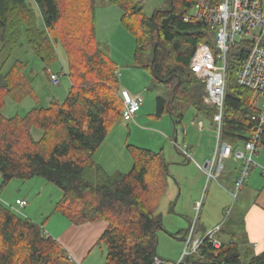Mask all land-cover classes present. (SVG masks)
Instances as JSON below:
<instances>
[{
    "label": "trees",
    "instance_id": "16d2710c",
    "mask_svg": "<svg viewBox=\"0 0 264 264\" xmlns=\"http://www.w3.org/2000/svg\"><path fill=\"white\" fill-rule=\"evenodd\" d=\"M107 1L120 7L121 23L135 38V65L164 84L151 116L168 114L175 135L183 126L182 104L204 111L212 121L214 109L204 105L203 83L189 68L199 43L213 46L202 22L185 20L195 0H165L167 6L150 16L144 14L142 0ZM95 24V0H0V109L6 98L21 102L34 97L23 61L15 60L3 71L19 44L33 51L45 72L59 60L60 49L70 81L62 103L52 100L47 107L12 117L0 112L1 186L12 179H45L61 191L55 213L74 225L106 223L93 245H104L103 264H153L168 160L163 150L128 144L132 165L127 172L110 174L96 162L95 152L110 129L124 121V103L117 66L106 44L98 41ZM247 46L237 42L227 58L221 137L234 146L249 139L256 111L255 93L237 82ZM33 128L41 131L37 139ZM260 144L264 146V131ZM43 226L0 201V264H76ZM180 264H264V255L243 251L234 236L218 247L204 237L198 251Z\"/></svg>",
    "mask_w": 264,
    "mask_h": 264
},
{
    "label": "rangeland",
    "instance_id": "374dc122",
    "mask_svg": "<svg viewBox=\"0 0 264 264\" xmlns=\"http://www.w3.org/2000/svg\"><path fill=\"white\" fill-rule=\"evenodd\" d=\"M142 6L144 14L150 16L155 10L167 5L165 4V0H142ZM121 15L122 10L118 5L111 4L107 0H95L96 37L100 43L106 44L110 56L116 64L117 70L120 72V80L125 82L133 90H142L141 87L145 84L146 88L148 86L149 91L144 90L146 92L144 97L146 96L147 98L145 97L146 100L138 111L140 118H135L134 121H121L116 124L115 126L120 127V129L116 130L114 127L103 144L99 147V154L103 156V159L107 163L111 162V164H109V166L111 165L109 170L107 169L110 174L118 170L125 173L131 168V161L128 166L127 163L123 162V157L126 156L127 160L129 158L130 153L127 149L128 144L154 151L163 150L165 152L167 150H172L177 154L173 143L172 136H174V133L169 115L164 114L160 119L162 120L161 123H163L164 120L169 122L168 125L171 126L170 130H165L161 124L159 128H157L159 132L153 131L156 129L155 126L158 127L156 124L154 126L152 121L156 119H151V117L149 118L147 116L148 114L149 116H151L150 114H154L155 97L157 94L164 92V84L153 81L148 71L135 65L133 61L135 38L122 25ZM21 42H24L23 36L20 39V43ZM58 53L59 60L54 62L50 67H47V72H45L43 62L36 57L33 51L26 45L20 47L19 44L12 50L10 57L3 67V71L8 70L15 60L23 61L25 63L24 74L30 82L34 97H27L21 102H14L6 98L3 107L0 109V112L4 116L12 117L16 114L24 115L34 107L49 106L52 100H57L60 103L64 101L70 87V81L65 75V71L62 69V64L64 67L66 64L64 53L60 49ZM47 73L60 74L58 83L53 84ZM254 100L256 101L255 104L257 107L261 105L262 98H258L255 95ZM204 105L207 106L205 103ZM182 110L184 113L182 127L190 130L188 141L192 140L194 143H197L198 139H200V150H214L216 132L210 118L206 116L204 111H197L187 103L182 104ZM199 120H202L204 123L203 130H198L196 124H198L197 121ZM192 122L196 123L195 126H193ZM181 128H176L177 133L175 136L178 139V143H181ZM32 135L37 139L40 137L41 131L33 128ZM238 147L241 149L243 148L242 142L238 144ZM260 149L264 150V146H261ZM192 157L197 163L203 164V161H200L195 156ZM166 159L169 160L168 157H166ZM190 164L191 166L188 165L187 167L186 165V167H180V169L172 168L171 171L168 169L169 179L167 189L165 194L161 197L157 208V211L162 215V227L159 228L156 233V254L167 263L176 262L185 247V241L181 239L183 235L177 232L181 227V219L186 222V230L195 216L199 217L201 214L200 207L195 208L193 201L197 190L196 185L192 182H184L181 180L184 178L190 179L197 177V168L195 164L193 162H190ZM117 165H121V168H117ZM181 173L183 174L181 175ZM204 179L203 189L201 195H199L200 204L205 203L202 217L207 216V220L214 221L215 218L210 216L212 214L217 215L218 211L215 207H212L215 204L210 202L213 198V195L211 196V191L212 186L218 185L214 180H209L206 176ZM207 189L208 192L206 197H204ZM225 189L227 191L229 190L227 188ZM19 196H23L28 204V206L21 209V213L19 214L35 219L38 223L42 222L44 224L43 229L47 234L58 237L59 231L63 230V223H68L65 217L54 212V205L60 199L61 191L40 177L27 180L12 179L4 186H1L0 177V201L8 205H14L15 199ZM238 201L239 198L237 199V202ZM206 207L207 212L205 213L204 210ZM171 209H173V211H171ZM179 210H192V214L186 219L184 216L175 214ZM231 212L232 204L226 208L224 212L225 216L232 217L233 212ZM226 224L227 223L221 227L220 231L214 234L215 238L220 237L222 232L225 235L227 234ZM210 229H207V231ZM104 257V245H96L92 247V251L88 258L89 260L85 261L83 264H87L88 262L92 264H102Z\"/></svg>",
    "mask_w": 264,
    "mask_h": 264
},
{
    "label": "built area",
    "instance_id": "2783aa9c",
    "mask_svg": "<svg viewBox=\"0 0 264 264\" xmlns=\"http://www.w3.org/2000/svg\"><path fill=\"white\" fill-rule=\"evenodd\" d=\"M191 19L202 22L212 39V47L203 42L197 45L190 59L189 68L203 83V102L214 109L212 123L216 132V144L212 158H207L203 164H199L193 159L185 141L178 143L175 139L173 143L176 150L186 159L193 161L209 180H214L218 184V177L224 169L223 161L232 158L240 162L233 188L228 190L234 199L253 167L258 166L264 174V166L255 161L264 131V0H195L191 12L185 16V20ZM239 41L247 42L248 46L245 57L240 61L237 82L251 89L256 97L262 98V103L258 107L254 101L256 111L251 115L253 128L249 139L242 143V149L221 137L227 58L230 49ZM59 76L60 74L51 73L52 83H58ZM118 94L124 103L123 120L134 121L140 108L138 95L132 94L123 87L119 88ZM198 127L202 128L201 122H198ZM180 130V133L184 134L185 130L183 128ZM199 204L195 208H198ZM6 205L15 212L21 213V209L27 205V202L25 199L16 198L14 205ZM196 221L195 216L184 233L185 247L179 259L176 262L167 263L157 256L154 257L153 264H180L187 255L198 251L204 237H208L214 246L218 247L220 243L214 234L218 232L221 225H216L200 236L197 233Z\"/></svg>",
    "mask_w": 264,
    "mask_h": 264
},
{
    "label": "crops",
    "instance_id": "0c3cea01",
    "mask_svg": "<svg viewBox=\"0 0 264 264\" xmlns=\"http://www.w3.org/2000/svg\"><path fill=\"white\" fill-rule=\"evenodd\" d=\"M119 75V84L120 87L126 88L128 91H130L132 94L138 95L140 99V108L143 105V102L146 100L144 95H146V92L144 90L149 91V88L145 87V84L142 85V90H133L130 88L125 82H122L120 80V72L118 70ZM124 81V80H123ZM146 88V89H145ZM145 92V93H144ZM148 94V93H147ZM147 98V97H146ZM156 108V103H155ZM140 110V109H139ZM151 115V114H150ZM155 124L158 125L155 126L156 129L153 131H157V128H159V125H163V128L165 130H170V127L168 125L169 122L163 121L161 123V117L160 118H154L152 116L147 115ZM135 118H140V115L136 114ZM148 119V118H147ZM171 119V118H170ZM197 122L202 123V128L200 130H203L204 123L202 120H199ZM172 123L173 128V140H177V137L175 136V127ZM193 126H195L196 123L192 122ZM128 125V124H127ZM198 127V124H196ZM129 126V125H128ZM120 129L118 126H113L109 133L112 131L113 128ZM122 127V126H121ZM168 128V129H167ZM185 130L184 134H182L181 142L185 141V143L189 147V151L191 152L192 156H195L200 161H205L207 158H212L214 150H200V139H198L197 143H194L192 140L188 141V134L190 132L189 129L183 127ZM199 130V127H198ZM130 131V130H129ZM166 132V131H164ZM109 133L107 134L106 138L108 137ZM185 135V136H184ZM105 138V139H106ZM188 142V143H187ZM165 146V145H163ZM197 146V147H196ZM238 146V145H237ZM165 149V148H164ZM99 150V149H98ZM98 150L95 152L94 158L97 163H99L106 172L107 169L109 170L110 163H107L103 156H101L98 152ZM177 154H175L172 150L165 151V156L169 158L168 160V169L171 171L172 168L174 169H180V167H188L191 166L190 161L185 158V156L176 150ZM130 161L132 162L131 155L129 154V158L127 160V157H123V162L127 163V166L130 165ZM255 161L261 165L264 166V150L260 149L256 155H255ZM224 169L221 172V174L218 177V182L220 183L218 186H212L211 196L213 197L210 201L211 203L215 204L212 207H215L218 211V214H212L210 217H214V221L207 220V216L202 217L203 215V206L205 203L200 204V211L201 214L199 217H197V233L198 235H203L207 229L214 228L216 225H221V227L226 223L224 220L228 218L227 224H226V230L227 234H222L220 237L216 238L219 243L228 242L232 239L234 236L235 239L238 240V243L243 251H247L251 255H264V174H262L260 168L258 166H255L250 171L247 179L245 180L242 189L239 191L237 196L233 199L229 192L225 189L231 190L233 188V182L235 177L238 174L239 168H240V162H237L233 160L232 158H227L224 161ZM194 163V162H193ZM195 164V163H194ZM117 168H121V165H117ZM196 166V174L197 177L190 178V179H181L184 182H192L194 185H196V195L194 196V205L200 203L199 201V195H201L203 184H204V177L206 174ZM118 170V169H117ZM188 170V169H185ZM119 171V170H118ZM120 172V171H119ZM110 173V172H108ZM183 173H181L182 175ZM207 177V176H206ZM179 180L180 182H182ZM210 182V181H209ZM219 187V188H218ZM211 188V186H210ZM181 189V187H180ZM227 191H225V190ZM208 192V189L205 193ZM181 194V193H180ZM230 197V198H229ZM18 198L25 199L23 196H19ZM239 198V201L237 202V199ZM231 199V200H230ZM232 204V212L233 215L231 216H225V210L229 205ZM28 206V204L26 205ZM173 211V209H171ZM204 212H207V207L205 208ZM231 212V213H232ZM175 213V212H174ZM175 214H179L180 216H184L186 219L192 214V210H179ZM30 218V217H29ZM31 220L36 221L35 219L30 218ZM224 222V223H223ZM180 229L177 230L180 235H184L185 228H186V222L181 219L180 222ZM106 223L104 221L99 222H93V223H84L81 225H74L71 223L64 224L63 223V230L59 231L58 237L53 236L56 238L68 251L69 255L72 257L74 262L76 264H83L85 261H88L90 253L92 251V247L97 241L98 237L101 235L102 231L105 229ZM170 230L169 228H167ZM217 233V232H216ZM182 239V237H181ZM183 240V239H182ZM167 258V257H166ZM104 263V259L102 264ZM87 264H92L91 262H88Z\"/></svg>",
    "mask_w": 264,
    "mask_h": 264
}]
</instances>
